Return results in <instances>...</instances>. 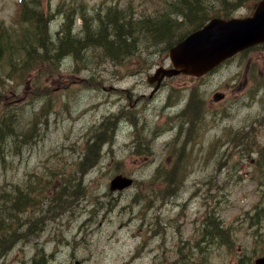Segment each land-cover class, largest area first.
Segmentation results:
<instances>
[{
	"label": "rangeland",
	"instance_id": "rangeland-1",
	"mask_svg": "<svg viewBox=\"0 0 264 264\" xmlns=\"http://www.w3.org/2000/svg\"><path fill=\"white\" fill-rule=\"evenodd\" d=\"M168 1L37 0L35 5L57 41L59 30L71 24L73 35H83L80 13L95 18L116 6L135 18L156 16ZM257 2L207 0L206 6L245 17ZM20 6V0H0L4 42L21 32ZM163 47L121 62L94 54L85 69L68 56L49 63L53 72L27 76L12 66L20 51L0 54V117L15 111L22 128L39 140L18 142L0 165V191L24 184L38 188L29 210L7 221L20 234L0 254V264H256L264 256V214L259 222L250 218L264 206V44L206 76L166 78L158 89L147 78L172 65ZM123 111L134 122L121 114L113 144H104L100 162L81 172L77 163L86 140L103 131L106 118ZM181 162L186 166L180 180L174 171ZM159 168L177 177L175 194L164 193L167 187L156 181ZM120 173L135 183L111 191L110 182ZM64 184L72 190L58 201L54 193ZM214 217L232 231L234 246L205 239L206 220ZM28 229L34 234L25 235Z\"/></svg>",
	"mask_w": 264,
	"mask_h": 264
},
{
	"label": "trees",
	"instance_id": "trees-1",
	"mask_svg": "<svg viewBox=\"0 0 264 264\" xmlns=\"http://www.w3.org/2000/svg\"><path fill=\"white\" fill-rule=\"evenodd\" d=\"M20 26L14 36L9 37L4 42L5 30H0V54L6 52L12 57L14 52L20 51V57L12 62L14 70H19L24 76L30 72L38 71V75L46 72H53L49 66L50 62H56L68 56L78 60L85 68L91 64L94 54H101L104 58L113 62H121L131 56L139 57L152 48L163 45L165 50H169L176 42L183 39L188 33L202 27L208 20L214 16L225 18L232 17L233 10L225 11L211 9L206 6L207 0H169L164 12L156 16H141L135 18L132 14L123 13L121 8L109 6L105 10L99 11L94 18L84 13L78 14L83 18V35H73L71 32L72 24L66 30H59L60 36L57 41L50 37L48 31L49 20L45 17L41 7L35 5L37 0H20ZM63 6V5H62ZM67 15V14H66ZM181 18V19H179ZM66 22V21H65ZM123 115L128 113L123 111ZM190 114H187V117ZM21 118H9L6 114L0 117V155L6 153L18 145V142L27 140L26 132L17 131L14 126H21ZM19 121V122H18ZM105 127L103 130L106 128ZM32 132V130H31ZM36 134V133H31ZM102 134H94V139L89 137L86 140L87 146H84V155L77 163L81 172H86L93 168L101 160L99 150L96 145L100 144ZM114 137L109 138L115 140ZM137 141L142 142L141 131H137ZM181 162L175 174H179L181 180L182 172L185 171ZM163 173V174H161ZM173 173L165 174L161 168L155 175L156 181L163 182L167 187L163 191L168 194L171 190L174 194L179 189L177 177ZM153 180V179H152ZM176 183V185H174ZM71 185L64 184L55 191V198L62 201L72 189ZM29 187V188H28ZM16 185L13 191L2 189L0 192V254L7 252L12 247V240L17 241L19 232L17 229L7 226L8 220L16 218V213L25 214L29 210L33 193H27L25 190L37 187ZM72 187V186H71ZM13 189V187L11 188ZM83 189L82 184H78L77 191ZM24 190V191H23ZM141 190V189H140ZM144 194V191H140ZM49 195V194H48ZM264 204V197H263ZM13 213H12V212ZM15 213V214H14ZM264 214V206L259 207L256 214L251 215V219L260 221ZM8 225H10L8 223ZM11 226V225H10ZM35 230H25V235L34 234ZM204 237L206 240L216 242L219 247L234 246L235 238L232 231L216 218H209L204 225Z\"/></svg>",
	"mask_w": 264,
	"mask_h": 264
},
{
	"label": "water",
	"instance_id": "water-1",
	"mask_svg": "<svg viewBox=\"0 0 264 264\" xmlns=\"http://www.w3.org/2000/svg\"><path fill=\"white\" fill-rule=\"evenodd\" d=\"M260 43H264V0L258 2L251 15L230 19L214 17L187 35L169 50L172 66L159 67L148 81L158 82V88L166 77L203 76L236 53ZM133 183L132 177L119 174L112 179L110 189L123 190ZM256 263L264 264V257Z\"/></svg>",
	"mask_w": 264,
	"mask_h": 264
},
{
	"label": "bare ground",
	"instance_id": "bare-ground-1",
	"mask_svg": "<svg viewBox=\"0 0 264 264\" xmlns=\"http://www.w3.org/2000/svg\"><path fill=\"white\" fill-rule=\"evenodd\" d=\"M10 119L11 118H14V119H17L18 120V118H17V115H16V112L15 111H12V112H6L5 113ZM121 114L122 113H119V114H114L113 116H111V117H108V118H106L104 121L105 122H107L106 123V128L103 130V134H102V142H100V144H113V142L115 141V140H112V141H109V140H111V139H109V138H112V137H114L116 134H117V132H118V130H119V128H120V124H121V120H122V116H121ZM126 116V118H128L132 123L134 122L133 121V117L131 116V115H129V114H127V115H125ZM19 122V121H18ZM135 125V124H134ZM16 129H17V131H20V132H26V133H28V130H26V128L24 127V128H22V126H14ZM31 133H34L33 131L31 132L30 131V134L29 135H26V141H25V143H28L29 145H33V144H35V143H37L39 140H38V138H36V139H32V137L33 136H35V134H31ZM147 137L148 138H151V136H148L147 135ZM96 148L100 151L99 152V156L101 155V158H103L102 156H103V148H104V146L102 147H100V145H96ZM11 151H12V149H10V150H8L6 153H4V154H1L0 155V165H2V164H4L5 162H6V160H7V157H8V155L11 153ZM9 153V154H8ZM25 191H27V190H25ZM35 191V188H30L28 191H27V193H33Z\"/></svg>",
	"mask_w": 264,
	"mask_h": 264
},
{
	"label": "flooded vegetation",
	"instance_id": "flooded-vegetation-1",
	"mask_svg": "<svg viewBox=\"0 0 264 264\" xmlns=\"http://www.w3.org/2000/svg\"><path fill=\"white\" fill-rule=\"evenodd\" d=\"M250 50H252V49H248V50H245V51H242L241 53H243V52H249ZM241 53H239V54H241Z\"/></svg>",
	"mask_w": 264,
	"mask_h": 264
}]
</instances>
